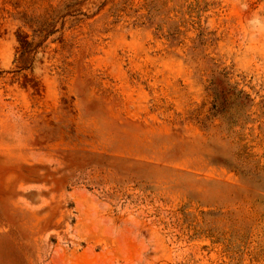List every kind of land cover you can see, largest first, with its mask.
I'll list each match as a JSON object with an SVG mask.
<instances>
[{"label":"rangeland","instance_id":"obj_1","mask_svg":"<svg viewBox=\"0 0 264 264\" xmlns=\"http://www.w3.org/2000/svg\"><path fill=\"white\" fill-rule=\"evenodd\" d=\"M0 264H264V0H0Z\"/></svg>","mask_w":264,"mask_h":264}]
</instances>
